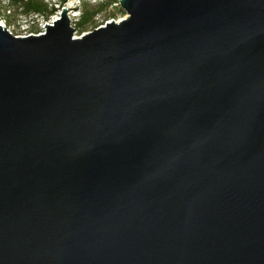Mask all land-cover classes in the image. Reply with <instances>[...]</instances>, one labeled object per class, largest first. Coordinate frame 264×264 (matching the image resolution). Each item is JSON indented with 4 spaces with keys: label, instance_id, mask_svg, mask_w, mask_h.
I'll return each mask as SVG.
<instances>
[{
    "label": "water",
    "instance_id": "1",
    "mask_svg": "<svg viewBox=\"0 0 264 264\" xmlns=\"http://www.w3.org/2000/svg\"><path fill=\"white\" fill-rule=\"evenodd\" d=\"M118 4L0 26V264H264V0Z\"/></svg>",
    "mask_w": 264,
    "mask_h": 264
},
{
    "label": "rangeland",
    "instance_id": "2",
    "mask_svg": "<svg viewBox=\"0 0 264 264\" xmlns=\"http://www.w3.org/2000/svg\"><path fill=\"white\" fill-rule=\"evenodd\" d=\"M3 3H8V0H2ZM25 2L26 0H22ZM41 2L42 4L46 5L47 13L44 15H39L36 18L30 17V19L26 18L24 15H18L19 17L12 22L11 26L14 27V35L15 36H22L24 30L22 27H19L24 20H30L27 22L26 30L28 35L30 34H37L39 31L43 33V27L46 24H51L55 18H59L61 12L63 10H68L67 16L70 19L71 26L74 29V36L80 37L81 35L92 31L93 29L90 27L85 31H79L74 26L75 22L78 21L79 17L81 16L84 8L86 7L82 5L84 2L89 4V6H97L98 4H104L107 0H34ZM110 4L101 12L99 13L95 19V25L97 27L103 26L106 22L111 20L119 21L123 19L126 15L120 9L118 0H109ZM116 2V3H114ZM10 14L13 13L12 8L9 9ZM21 9L18 10V13L21 14ZM58 16V17H57ZM73 16V17H72ZM7 25V24H6Z\"/></svg>",
    "mask_w": 264,
    "mask_h": 264
},
{
    "label": "trees",
    "instance_id": "3",
    "mask_svg": "<svg viewBox=\"0 0 264 264\" xmlns=\"http://www.w3.org/2000/svg\"><path fill=\"white\" fill-rule=\"evenodd\" d=\"M109 4V0H107L104 4H98L97 6H89V4L84 2L82 5H84L86 9L84 8L81 16L79 17L78 21L75 22L74 26L79 31H85L90 27L92 29L97 28L94 19ZM12 5L15 8L14 12H18V10L21 9V15H24L26 18H30L31 16L33 17L44 15L47 13L46 5L34 0H26L25 2H23L22 0H13Z\"/></svg>",
    "mask_w": 264,
    "mask_h": 264
},
{
    "label": "built area",
    "instance_id": "4",
    "mask_svg": "<svg viewBox=\"0 0 264 264\" xmlns=\"http://www.w3.org/2000/svg\"><path fill=\"white\" fill-rule=\"evenodd\" d=\"M10 8H12V11L14 12V6L12 5V3H11V1L10 0H8V3L6 4V3H3V1L2 0H0V15H5V16H11L12 14H10ZM34 18H36L37 16H33ZM30 19V18H29ZM30 20H24V23H22L19 27H22L23 28V30H24V33L22 34V36H15L14 35V27L13 26H11V25H6V22H5V20H3V18H0V26L2 27V28H4V29H6V31L10 34V35H12V36H14V37H27V36H29L28 35V32H27V28H26V26H27V22H29ZM40 34H42L40 31L36 34V35H40ZM30 35H35V34H30Z\"/></svg>",
    "mask_w": 264,
    "mask_h": 264
},
{
    "label": "flooded vegetation",
    "instance_id": "5",
    "mask_svg": "<svg viewBox=\"0 0 264 264\" xmlns=\"http://www.w3.org/2000/svg\"><path fill=\"white\" fill-rule=\"evenodd\" d=\"M10 1L11 3H13V0H10ZM18 15H21V14H18V12H13L11 16H5L2 14L0 15V18H3V20H5L7 25H11L12 22H14V20L19 17Z\"/></svg>",
    "mask_w": 264,
    "mask_h": 264
},
{
    "label": "bare ground",
    "instance_id": "6",
    "mask_svg": "<svg viewBox=\"0 0 264 264\" xmlns=\"http://www.w3.org/2000/svg\"><path fill=\"white\" fill-rule=\"evenodd\" d=\"M57 17H58V16H57ZM72 17H73V16H72ZM56 19H58V18H55V20H56ZM119 21H120V20H119ZM116 22H118V21H116Z\"/></svg>",
    "mask_w": 264,
    "mask_h": 264
},
{
    "label": "clouds",
    "instance_id": "7",
    "mask_svg": "<svg viewBox=\"0 0 264 264\" xmlns=\"http://www.w3.org/2000/svg\"><path fill=\"white\" fill-rule=\"evenodd\" d=\"M29 19V18H28Z\"/></svg>",
    "mask_w": 264,
    "mask_h": 264
}]
</instances>
